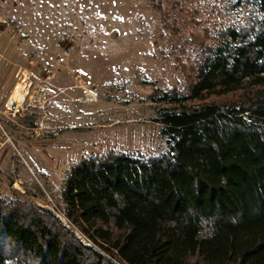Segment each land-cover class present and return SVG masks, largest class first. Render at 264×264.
<instances>
[{"label":"trees","instance_id":"16d2710c","mask_svg":"<svg viewBox=\"0 0 264 264\" xmlns=\"http://www.w3.org/2000/svg\"><path fill=\"white\" fill-rule=\"evenodd\" d=\"M244 1V22L187 34L196 9H161L184 79L151 94L166 150L69 168L60 211L92 245L49 209L0 194V264H264V0Z\"/></svg>","mask_w":264,"mask_h":264},{"label":"rangeland","instance_id":"374dc122","mask_svg":"<svg viewBox=\"0 0 264 264\" xmlns=\"http://www.w3.org/2000/svg\"><path fill=\"white\" fill-rule=\"evenodd\" d=\"M177 3L200 21H181L185 34L244 22L251 10L244 0H0L1 195L49 209L92 245L60 211L65 177L90 155L166 150L151 94L184 88L161 14L176 16ZM19 80L28 94L16 107Z\"/></svg>","mask_w":264,"mask_h":264},{"label":"bare ground","instance_id":"6f19581e","mask_svg":"<svg viewBox=\"0 0 264 264\" xmlns=\"http://www.w3.org/2000/svg\"><path fill=\"white\" fill-rule=\"evenodd\" d=\"M23 83H24L23 80H19L17 87H16V90L12 96L11 101L16 102V107H19L24 102V100L26 99L27 94H28V90L26 89V87ZM8 107H9V105H8Z\"/></svg>","mask_w":264,"mask_h":264},{"label":"built area","instance_id":"2783aa9c","mask_svg":"<svg viewBox=\"0 0 264 264\" xmlns=\"http://www.w3.org/2000/svg\"><path fill=\"white\" fill-rule=\"evenodd\" d=\"M57 62L58 63H63L64 62V56H60L59 58H57Z\"/></svg>","mask_w":264,"mask_h":264},{"label":"crops","instance_id":"0c3cea01","mask_svg":"<svg viewBox=\"0 0 264 264\" xmlns=\"http://www.w3.org/2000/svg\"><path fill=\"white\" fill-rule=\"evenodd\" d=\"M15 86V85H14ZM14 88V87H13ZM12 92H13V90H12ZM12 94V93H11ZM11 96V95H10ZM11 100V99H10Z\"/></svg>","mask_w":264,"mask_h":264}]
</instances>
